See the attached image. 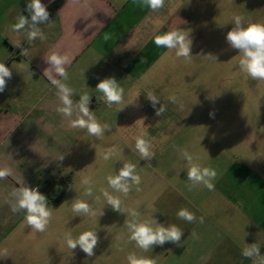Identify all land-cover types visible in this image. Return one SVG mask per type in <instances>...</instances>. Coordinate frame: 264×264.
I'll use <instances>...</instances> for the list:
<instances>
[{
    "label": "rangeland",
    "instance_id": "374dc122",
    "mask_svg": "<svg viewBox=\"0 0 264 264\" xmlns=\"http://www.w3.org/2000/svg\"><path fill=\"white\" fill-rule=\"evenodd\" d=\"M234 15L243 16L245 24L264 23V0H166L159 10V20L167 22L168 29L189 31L193 55L190 61H184L177 59L174 51L160 52L158 107L164 103L166 111L160 116L155 109L152 115H127L125 161L118 163L113 157L109 167L102 170V161L95 157L87 164L91 166L88 173L77 169L73 175L64 174L46 196L53 208L48 229L40 233L29 227L24 244L29 258L12 263L129 264L127 257L135 254L150 258L154 264H251L246 258L210 260L192 243L182 241L179 246L167 242L143 252L129 241L126 222L132 217L113 211L102 193L108 189L107 177L115 175L119 165L133 163L141 183L133 185L127 196L109 189L110 194L119 197L129 212H139L142 219L153 216L159 223L169 224L171 212L186 204L178 193L190 195L197 203L212 195L202 185L189 189L179 151L186 149L199 157L202 166L217 171L214 189H231L242 206L264 205V81L253 80L240 71L238 50L226 42ZM207 54L215 55L217 61L205 59L203 55ZM172 96L176 103L169 100ZM145 134L155 153L151 161L141 159L135 149L136 138ZM85 178L91 180V197L84 195L86 186L81 181ZM75 198L88 202L97 216L73 217ZM102 209L104 214L99 217ZM88 230L97 231L99 237L92 257L79 247L71 251L64 240L67 233L75 238Z\"/></svg>",
    "mask_w": 264,
    "mask_h": 264
},
{
    "label": "crops",
    "instance_id": "0c3cea01",
    "mask_svg": "<svg viewBox=\"0 0 264 264\" xmlns=\"http://www.w3.org/2000/svg\"><path fill=\"white\" fill-rule=\"evenodd\" d=\"M41 2L52 21L50 26L39 25L48 38L29 45L23 33L10 29L20 14L30 19L27 0H0V63L12 71V78L0 93V165L13 172L0 180V249H7L9 255L0 259V264L29 258V249L24 247L29 227H22L23 212H12L9 193L25 182L47 196L56 185L49 193L42 191V186L60 180L64 174L73 175L77 169L88 173L91 166L87 164L95 157L102 161V170L106 169L112 159L106 161L103 155L111 140L117 152L113 157L118 163L125 161L127 115H152L154 108L146 95L152 92L160 97L159 55L169 51L154 44L156 35L170 30L167 22L159 20V11H151L139 0ZM18 43L28 48L27 57L20 55ZM52 52L69 56L67 83L75 91L73 99L78 101L82 94L91 96L90 110L99 123L109 126L102 138L71 127L69 120L56 111V89L43 76L48 67L44 57ZM107 77H114L124 89L122 104L107 105L102 93L95 90L97 83ZM234 193L231 189H214L199 203L190 195L178 193L186 204L171 212L169 223L184 230L182 243H192L210 260L231 257L239 261L245 258L241 254L245 243H258L264 255V205L242 206ZM182 208L193 212L197 221L177 219L176 213ZM185 247L191 251L189 245Z\"/></svg>",
    "mask_w": 264,
    "mask_h": 264
},
{
    "label": "clouds",
    "instance_id": "9594fccd",
    "mask_svg": "<svg viewBox=\"0 0 264 264\" xmlns=\"http://www.w3.org/2000/svg\"><path fill=\"white\" fill-rule=\"evenodd\" d=\"M140 4L149 8L153 12H157L165 6L166 0H139ZM26 11L30 15V19L20 14L17 22L10 26L14 33H23L28 44L39 40L44 42L47 35L39 25H51L49 20V12L47 6L41 0H27ZM233 27L226 34V42L232 49L238 50L239 60L238 67L241 72L246 74L253 80L264 81V23L245 24V18L241 15H234L229 21ZM228 22V23H229ZM154 44L158 48H166L175 52L177 59L190 61L192 39L187 30L170 29L154 37ZM17 48H21L20 55L27 57L29 55L28 48H22L18 43ZM210 61H217V57L213 54L203 55ZM48 67L43 71V76L56 89L59 104L56 111L69 120L70 126L73 128L85 129L90 136L102 138L106 131L109 130L108 125H102L96 119L94 112L90 110L91 96L88 94L79 95V100L74 101L75 91L67 83L69 80L68 66L71 60L67 54L61 52H52L44 57ZM12 78V71L5 65L0 63V93L4 92L7 81ZM95 90L102 93L105 103L109 106L113 104H122L124 97V89L114 77L101 79ZM138 97V96H137ZM136 97V98H137ZM151 102L152 107L156 110V115L160 116L166 111V104L162 103L157 108L160 98L152 92L146 95ZM172 103H176L175 96L169 97ZM126 105H124L125 107ZM124 107L120 108L122 110ZM140 121L143 122V119ZM135 149L143 160L151 161L155 157L152 150V144L145 135L137 137L135 140ZM180 155L184 162L187 180L190 181L189 189L197 186H204L208 190H214L213 181L217 178L216 170L202 166L198 161L199 157L194 156L186 149H181ZM117 154L114 147L105 150L104 160L112 159ZM63 159V157H61ZM151 166V164H149ZM13 175L12 169L6 165H0V180H4ZM141 183V177L137 174L136 165L130 162L123 163L122 167L115 175L107 177L108 189H103L102 193L106 200V205L110 206L113 211L121 214L130 215L131 220L126 222L129 233V241L134 242L136 247L143 252L152 250L154 246H163L170 242L177 244L184 234V230L174 223L167 225L159 223L153 216L150 219H142L141 214L137 211H131L122 207V200L110 194L112 192L127 196L133 185L138 186ZM82 186H86L84 195L93 196L90 178L81 181ZM75 189V188H74ZM77 191V189H75ZM11 201V210L13 213L23 212L24 225L22 227H30L31 230L43 233L45 232L52 220V207L49 206L47 197L37 188H31L23 182L19 187L14 188L9 193ZM97 199H99L97 197ZM66 202V201H65ZM64 202V203H65ZM71 210L73 217H89L95 218L97 212L91 205L79 199L72 200ZM103 209L100 211L99 217L103 215ZM177 219L184 220L188 223L197 221L196 215L187 208H182L176 213ZM199 222H203V218H199ZM64 240L66 246L72 250L79 247L88 257L94 255V249L98 245L99 237L97 231L88 230L73 237L70 233L65 234ZM261 246L258 243H245L241 254L253 261V264H264V255L260 253ZM9 257L7 249H0V259ZM129 264H154L150 258L130 254L127 257Z\"/></svg>",
    "mask_w": 264,
    "mask_h": 264
},
{
    "label": "trees",
    "instance_id": "16d2710c",
    "mask_svg": "<svg viewBox=\"0 0 264 264\" xmlns=\"http://www.w3.org/2000/svg\"><path fill=\"white\" fill-rule=\"evenodd\" d=\"M57 183V181H52L51 183L48 184V186L44 187L42 186V191L49 193L51 190V186H54Z\"/></svg>",
    "mask_w": 264,
    "mask_h": 264
}]
</instances>
